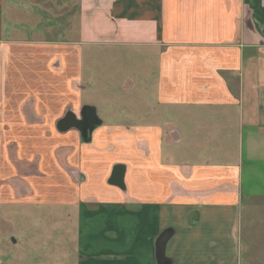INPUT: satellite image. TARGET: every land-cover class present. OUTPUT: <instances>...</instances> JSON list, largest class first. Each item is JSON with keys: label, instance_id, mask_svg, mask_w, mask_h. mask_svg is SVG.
<instances>
[{"label": "crops", "instance_id": "1", "mask_svg": "<svg viewBox=\"0 0 264 264\" xmlns=\"http://www.w3.org/2000/svg\"><path fill=\"white\" fill-rule=\"evenodd\" d=\"M259 199L264 0H0L1 208L54 212L78 264H235Z\"/></svg>", "mask_w": 264, "mask_h": 264}, {"label": "rangeland", "instance_id": "2", "mask_svg": "<svg viewBox=\"0 0 264 264\" xmlns=\"http://www.w3.org/2000/svg\"><path fill=\"white\" fill-rule=\"evenodd\" d=\"M52 38L61 39L57 34ZM120 81L114 80L117 84L109 85L112 93L107 92V97L111 100H102L106 104L98 106L100 112L104 111L103 108L112 110L121 107L123 99L119 100L116 95L117 91H121ZM88 89L93 90L92 86ZM127 102L134 104V101ZM111 117L114 120L123 118L117 115ZM248 209L242 213L244 218L235 234V264H264V199H259L254 207ZM61 222L47 208L22 211L0 207V264H78L76 241L72 240L77 230Z\"/></svg>", "mask_w": 264, "mask_h": 264}, {"label": "water", "instance_id": "3", "mask_svg": "<svg viewBox=\"0 0 264 264\" xmlns=\"http://www.w3.org/2000/svg\"><path fill=\"white\" fill-rule=\"evenodd\" d=\"M83 115V114H82ZM80 115L79 117H76L72 114L65 115L57 124V129L61 132L69 130V129H75L77 130L82 139L86 140L88 139L90 132L92 131L93 127L96 125L94 120V115L91 114V112L87 113V117H89L90 127L84 126V119L83 116ZM162 238L159 239V251H158V257H163V247L165 243L164 235L161 236Z\"/></svg>", "mask_w": 264, "mask_h": 264}, {"label": "flooded vegetation", "instance_id": "4", "mask_svg": "<svg viewBox=\"0 0 264 264\" xmlns=\"http://www.w3.org/2000/svg\"><path fill=\"white\" fill-rule=\"evenodd\" d=\"M88 112H90V111H87V110H85L84 112H83V119H84V126H86V127H90L91 125H90V122L88 121L89 120V117H87V113Z\"/></svg>", "mask_w": 264, "mask_h": 264}]
</instances>
